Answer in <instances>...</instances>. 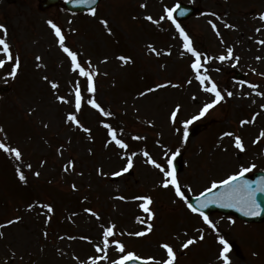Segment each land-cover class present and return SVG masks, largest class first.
I'll list each match as a JSON object with an SVG mask.
<instances>
[{
  "label": "rangeland",
  "instance_id": "374dc122",
  "mask_svg": "<svg viewBox=\"0 0 264 264\" xmlns=\"http://www.w3.org/2000/svg\"><path fill=\"white\" fill-rule=\"evenodd\" d=\"M179 2L202 9L181 27L202 54L201 75L210 77L203 86L190 67L194 57L184 49L183 38L167 18L165 10ZM261 14L264 0H101L96 15L67 14L61 5L40 12L38 0H0V25L7 29L4 38L20 60L12 77L13 61L0 51V59L6 61L0 67V87H9L0 94V141L5 143V132L11 141L6 139L7 144L22 152L14 169L0 157V264H92L90 257L105 255L96 251V245L102 246L103 231L112 225L115 236L110 238L108 259L97 264H111L122 255L113 239L149 264L150 257L157 262L167 259L163 243L173 247L174 264H223L220 236L230 244V264H264V223L247 225L213 214L209 218L216 229H212L192 214L174 189L161 186L163 174L143 155L148 152L171 171L167 161L179 150L183 172L177 178L186 195L201 193L212 181L227 178L241 165L254 164L252 170H264ZM149 15L157 22L148 21ZM161 16L165 18L161 20ZM49 20L61 28L66 46L77 52L80 61L85 66L91 62L98 73L95 99L113 116L103 117L87 105L93 94L87 92L84 78L71 70ZM103 20L108 21L110 32ZM0 36H4L2 31ZM228 48L233 49V58L220 61L219 56L227 57ZM122 55L130 57V62H121L118 57ZM204 57L209 58L206 63ZM235 73L242 75L240 81L234 79ZM76 81H80L84 96L83 110L77 116L90 133L65 119L74 110ZM50 82H56L58 88L52 89ZM212 82L224 99L188 125L185 142L184 122L215 99L213 93L203 90ZM158 84L169 86L156 88ZM149 88L155 90L149 92ZM228 91L233 93L231 97ZM142 92L145 95H140ZM57 96L73 103H61ZM178 105L173 122L171 112ZM104 123L117 129L128 149L108 143L111 138ZM225 132L234 135L224 136ZM237 135L242 138L243 151L234 146ZM136 136L142 139H134ZM132 153H136L133 168L113 176ZM69 162H74V167L65 172ZM17 167L27 183L14 175ZM141 195L152 198V220L140 209L141 201L133 199ZM121 196L125 199H119ZM43 203L51 204L54 212L48 214L36 206ZM47 215L51 219L46 223ZM16 217L21 219L7 224ZM148 223L152 224L150 231ZM141 231L146 234L133 235ZM188 239L196 242L182 247Z\"/></svg>",
  "mask_w": 264,
  "mask_h": 264
},
{
  "label": "snow or ice",
  "instance_id": "6c2138e0",
  "mask_svg": "<svg viewBox=\"0 0 264 264\" xmlns=\"http://www.w3.org/2000/svg\"><path fill=\"white\" fill-rule=\"evenodd\" d=\"M77 3L82 4H95L96 0H75ZM141 7H146V5H141ZM179 7V5H177ZM167 12V18L172 21V23L175 25V27L178 29L180 36L183 38V47L184 49L190 53L194 60L192 61L190 67L195 72V78L200 82V84L203 86L206 80L210 81V77L206 75H201V69L203 67L201 63V56L202 54L197 51L192 46V41L189 35L185 32V30L181 27L179 23L176 22V20L173 17V12L175 9H166ZM91 14L96 15V9H91ZM183 14V13H181ZM165 17L161 16V20H163ZM146 19L148 21L157 22L153 20V17L151 15L147 16ZM260 19L264 20V14L260 15ZM106 28H108V21L103 20L101 21ZM51 28L54 30L55 36L58 38L59 47L62 49V51L67 55L69 61L71 70L76 73L79 77L84 78V84L85 88L88 93L93 94L91 98L87 99L86 103L87 105H90L91 108L95 109L99 112V114L103 117H111L114 114L111 111L106 110L102 105L95 99L94 94L97 91L96 83H95V76L98 74L96 70L92 69L91 62H87V66H85L79 59L78 54L76 51H73L71 48L66 46L65 43V36L62 33V30L60 27H58L55 23H53L51 20L48 21ZM212 27L215 29L216 25L213 23ZM225 27H232V25H225ZM0 31L4 33V36H0V51H2L5 56L7 57V60L13 61L14 66L12 67L11 72L9 73L10 76L15 77L17 74V70L20 67V60L18 57H14L11 50L10 45L7 42V40L4 38L7 35V29L4 25H0ZM108 31L110 32L111 29L108 28ZM257 32L261 31V29L257 28ZM219 35V33H217ZM261 44H264V40L260 41ZM152 51L154 53H157V50L153 47ZM227 57L224 55H221L218 57L220 61H224L225 59H231L233 58V49L228 48L227 49ZM159 54V53H157ZM170 54V53H169ZM41 57L37 56L36 60L39 61ZM118 59L123 63L130 62L131 58L126 56H119ZM208 57H204V62L206 63ZM238 60V58H236ZM259 59V57L257 58ZM6 61L4 59H0V67H2ZM45 80L48 79L47 76L44 77ZM191 83V81H189ZM51 88L56 89L58 88V84L56 82H50ZM170 84V82H169ZM169 84H158L156 85V88H163L169 86ZM173 87H178L179 85H171ZM249 87L255 89L257 88V85L250 84ZM155 89L149 88L148 91H154ZM204 91L213 93L215 96V99H213L210 103H205L203 107L200 109L199 113L197 115L192 116L189 120L184 122V131H183V140L186 142L189 136L188 132V125L192 124L194 121L199 120L200 118L204 117L210 109H212L216 104H218L220 101L224 99V96L221 94V92L218 90L216 84L214 82L211 83V87H204ZM260 94V93H258ZM140 95H145V93H141ZM233 93L231 91L227 92V96L231 97ZM56 99L60 101L61 103L69 104L73 103V101L65 96H57ZM83 104H84V96L81 92L80 87V81L75 82V91H74V110L68 112L65 119L66 122H71L72 124H75L77 128L82 129L85 133H90V129L85 127L81 121L78 119L77 114L80 113L83 110ZM264 107V105H262ZM179 111V105L171 112V120L175 122L177 113ZM248 121H241V124H246ZM103 127L107 129V135L111 139L108 141L109 144L114 143L119 149H128L129 145L123 140L118 138L117 136V129L114 128L111 124L104 123ZM0 131H3V129H0ZM224 136H233L234 134L231 132H225L223 134ZM261 137H264V131L260 133ZM134 139H142L140 136L134 137ZM234 146L235 148L243 151L244 150V144L242 142V138L240 136L234 137ZM0 150H2L4 153H11L16 161L21 160L22 158V152L17 147H11L8 144L0 141ZM179 154V150H177L176 153H173L172 159H169L167 161V164L169 167L172 166V160L175 159L176 155ZM136 155V153H132L127 157L126 165L117 172L112 173L113 176H121L123 173L128 172L130 169L133 168V159L132 156ZM144 156L148 157L147 163L151 164L153 167L158 168L160 172L163 174V179L161 182V186L164 188L171 187L174 189V194L176 197H178L181 201L184 202L186 207L194 214H198L202 219L203 222L211 227L212 229H216V225L213 223V221L205 215V213L202 211L203 208L208 207L209 204H215L220 203L222 207L227 208H238L241 212H243L246 216H258L261 215L262 209H261V203L257 199V193H264V183L256 182L257 186L253 187V182H250L246 179H244L245 174L252 171L253 168H255V165L250 166H243L241 165L239 170L231 175H228L227 178L222 179L220 181H212L211 186L206 188L204 191H202L199 196H197L195 199L198 201V204H193L189 202V197L186 195L185 190H182L181 184L177 178V174L175 171V168H172L171 171L167 170L166 167L160 163H158L155 159L151 158L148 152L143 153ZM27 167L30 169L31 164H28ZM70 167H74V162H69L68 165L64 166V171L67 172ZM17 175L19 176V180L23 183H27V177L25 176L24 172L21 171L19 167L16 168ZM35 176H39V172L34 173ZM264 180V178H262ZM73 189L76 188L75 185H72ZM223 187L224 191L222 192H216L213 194V190ZM207 196V199L205 197ZM119 199H125V197H119ZM133 199L141 201L139 207L140 209L148 214V219L152 220L154 219L155 214L152 212V209L149 207L152 204V198L148 195H141L136 196ZM38 207H41L43 209L47 210L48 214H51L54 212V208L49 203H43L36 205ZM34 207L33 205H29V208L31 209ZM85 212L90 213L92 216H97V213L94 212L90 208H85ZM21 219V217H16L15 220H8L7 224H13L15 222H18ZM51 219L50 215L46 216V223ZM140 220L141 223H145L144 220H141L139 217L137 218ZM2 227V226H0ZM115 225L109 226L103 231V243L101 245H96V251L103 252L105 255L103 257H90L92 264H97L98 260L101 259H108L107 257V249L109 247L110 238L115 236L114 233ZM147 228L150 231L152 229V224L148 223ZM146 233L136 232L133 233L135 236H143ZM3 233L0 232V236H2ZM45 236H47V232L44 233ZM64 237H61L63 239ZM74 239V237H70ZM200 239H203V235L199 237ZM82 239H87L86 237H82ZM196 241L194 239H188L182 247L188 248L190 245H193ZM219 242L223 246L220 257L223 259V264H230L228 252L230 249L229 242L223 237H219ZM112 243L115 244L116 249L119 253H122L120 255L119 259L112 260L111 264H127L128 261L132 260H140L141 258L132 251H126V245L119 241V240H112ZM161 247L165 250L167 259H165L162 262L155 261V258H148L150 261H152V264H174L176 260V253L173 249V247L169 243H163Z\"/></svg>",
  "mask_w": 264,
  "mask_h": 264
},
{
  "label": "water",
  "instance_id": "95a60500",
  "mask_svg": "<svg viewBox=\"0 0 264 264\" xmlns=\"http://www.w3.org/2000/svg\"><path fill=\"white\" fill-rule=\"evenodd\" d=\"M51 4L55 3V0H49ZM95 6V4H82V3H77V2H67L65 7L67 10L72 11V12H80V11H84V10H90ZM181 10H186L185 8L181 7ZM248 181H250L248 178H244ZM251 182V181H250ZM253 182V187H256L257 184L256 182H260V183H264V180H262V176L258 175L257 177H255V179L252 181ZM224 191L223 187H220L216 190L213 191V194H215L216 192H222ZM205 199H207V196L205 197ZM257 199L258 201L261 203V209H262V213L261 215L258 216H246L243 214V212H241L240 210H238V208H227V207H222L220 203H215V204H209L208 207L203 208L202 211L206 214L209 213L211 211H219V212H223V213H230V214H234L236 217L243 219V220H250L251 218H255V220H259L261 219V217H264V193H257ZM189 202L195 204H198V201L196 199H189ZM261 221V220H260ZM127 264H144L143 262L140 261H128Z\"/></svg>",
  "mask_w": 264,
  "mask_h": 264
}]
</instances>
